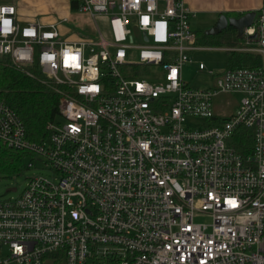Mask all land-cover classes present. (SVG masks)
<instances>
[{
	"label": "built area",
	"instance_id": "built-area-1",
	"mask_svg": "<svg viewBox=\"0 0 264 264\" xmlns=\"http://www.w3.org/2000/svg\"><path fill=\"white\" fill-rule=\"evenodd\" d=\"M73 1L93 34L0 0V57L64 87L38 141L0 99V145L46 171L0 199V264H264V9L231 49L260 64L203 89L182 78L203 48L184 0ZM220 94L239 97L218 111Z\"/></svg>",
	"mask_w": 264,
	"mask_h": 264
},
{
	"label": "trees",
	"instance_id": "trees-1",
	"mask_svg": "<svg viewBox=\"0 0 264 264\" xmlns=\"http://www.w3.org/2000/svg\"><path fill=\"white\" fill-rule=\"evenodd\" d=\"M71 7H76V2L73 0ZM204 40L217 44H236L239 38L236 29L228 26L218 34L212 36L206 34ZM234 64L235 66H257L260 64V57L239 54L235 56ZM43 80L44 76L37 69L17 67L8 57H0V99L16 111L26 128L28 137L36 141L46 136L45 124L57 116L58 90L64 88L61 85L44 83ZM244 138V135L237 138L239 149L240 144L245 141ZM23 154L0 145V164L4 168L13 169L11 164L16 165Z\"/></svg>",
	"mask_w": 264,
	"mask_h": 264
},
{
	"label": "rangeland",
	"instance_id": "rangeland-1",
	"mask_svg": "<svg viewBox=\"0 0 264 264\" xmlns=\"http://www.w3.org/2000/svg\"><path fill=\"white\" fill-rule=\"evenodd\" d=\"M34 6V12L37 15L46 13H50L51 15L60 14L59 10L51 4L50 0H47L46 2L44 0H36V2L34 1ZM96 21L102 34L109 39L108 18L105 15H99L96 17ZM209 23L211 22H199L198 16L191 18L192 29L197 34V45L203 46L202 49H197L189 53L191 61L185 63L182 68V78L186 84L191 87H199L203 89L213 87L215 76L208 74V71L211 70L214 73H218L226 67H235V56L243 54L231 50L243 43V40L240 38L236 44H217L205 41V31L212 26V24ZM85 32L88 33V35L92 34V31L90 33L89 27ZM131 59H136V50L133 51ZM199 63L204 64L205 70L201 71L198 69ZM238 97V94L216 96L214 98L215 109L218 111H226L227 109H230L234 100L238 99ZM56 121H62L60 116L56 117ZM30 162H33L34 166L26 167ZM14 165L15 164L12 163L11 167H13V169H9L4 168L0 164V199L17 195L27 185L29 177L39 173H46V171L41 168L40 162L33 160L28 154H23L15 167ZM11 187H16L17 190L7 191V189ZM197 220L205 221L207 223L210 221L207 217H197Z\"/></svg>",
	"mask_w": 264,
	"mask_h": 264
},
{
	"label": "crops",
	"instance_id": "crops-1",
	"mask_svg": "<svg viewBox=\"0 0 264 264\" xmlns=\"http://www.w3.org/2000/svg\"><path fill=\"white\" fill-rule=\"evenodd\" d=\"M34 1L36 2V0H13L17 8V16L22 23L35 19L42 23H58L57 26L60 32L68 36L69 39H76L77 37L88 35L85 32L88 27L90 33L92 31L93 34L94 27L92 19L88 14L72 8L71 0H50L51 4L59 10V15H51L50 13L37 15L34 12ZM44 1L46 2L47 0ZM184 2L194 13L192 18L198 16L199 22H211L209 24L212 25L221 14L238 17L248 11L258 13L264 9V0H184ZM221 95L230 96L229 94Z\"/></svg>",
	"mask_w": 264,
	"mask_h": 264
},
{
	"label": "water",
	"instance_id": "water-1",
	"mask_svg": "<svg viewBox=\"0 0 264 264\" xmlns=\"http://www.w3.org/2000/svg\"><path fill=\"white\" fill-rule=\"evenodd\" d=\"M255 15H256L255 11L245 12L244 14L238 17L221 14L214 22V24L205 31V34L207 35L218 34L228 26H232L236 29L237 37L241 38L243 29L253 24ZM7 191H15V187L8 188Z\"/></svg>",
	"mask_w": 264,
	"mask_h": 264
}]
</instances>
